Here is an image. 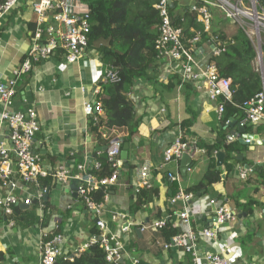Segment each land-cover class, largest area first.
<instances>
[{
	"label": "crops",
	"instance_id": "0c3cea01",
	"mask_svg": "<svg viewBox=\"0 0 264 264\" xmlns=\"http://www.w3.org/2000/svg\"><path fill=\"white\" fill-rule=\"evenodd\" d=\"M32 1L24 0L22 6L0 25V83L13 78L15 71L28 59L35 27ZM178 8H182L181 5ZM250 33L255 34L251 30ZM251 39L256 48L261 47L257 67L264 68V35H252ZM203 49L208 53L206 44ZM157 63L156 80L136 78L129 93L135 109V133L131 142L123 143L121 153L125 151L124 157L121 153L118 157L119 178L104 206L106 233L121 236L126 249L125 262L190 263L191 254L182 247L166 249L164 245L168 241L161 231L148 226L164 218L178 226V216L184 207L180 203L172 205L171 197L180 187L186 191L203 179L211 158L206 146H212L223 136L239 143L240 139L248 138L251 142L240 143L241 152L237 155L245 160L244 167L249 165L254 172L242 180L235 166L228 172L223 165L222 180L210 185L204 195H195L188 209L192 228L201 230L215 227L214 206L210 204L213 200L235 208L236 220L221 226L218 241L200 238V250L223 251L236 262L256 260L264 264V123L231 137L234 130L231 124L239 126V117H232L230 126L222 127L205 92L181 87L176 76L170 74L166 58H159ZM107 67L102 53L90 47L74 64H69L65 54L58 51L49 59L33 63L32 69L18 79L17 94L9 110L24 111L32 106L36 109L41 132L34 141L33 150L41 156L49 176L59 169H66L70 174L79 173L81 163L94 165L96 154L106 151L104 148L110 144L106 146L104 142L106 132L101 128L97 132L93 130V121L84 113L86 101H98ZM169 82L172 87L166 89L164 86ZM4 111L6 107L0 100V143L9 144L10 128L2 118ZM180 137L190 142L197 140L203 149L191 157L192 171L186 176L181 173V159L164 164L165 150ZM144 166L150 170L153 186L145 193L148 201L136 208L141 193L135 195L133 186ZM170 173L179 174L181 181L173 184L175 181L168 177ZM76 188V180L68 184L53 180L45 189L48 193L47 199L44 197L45 205L41 208L37 202V215L48 216L41 225L9 227L4 216L0 220V252L3 253L0 264H41L40 240L46 232L65 236L63 251L66 256L83 251L84 245L96 238L95 230L98 229L94 211L86 208ZM36 192V187L21 182L14 190L21 198ZM250 202L252 205L246 207ZM21 208L31 209L30 206ZM122 215L126 217L120 218ZM128 223L129 229L122 232V227Z\"/></svg>",
	"mask_w": 264,
	"mask_h": 264
},
{
	"label": "built area",
	"instance_id": "2783aa9c",
	"mask_svg": "<svg viewBox=\"0 0 264 264\" xmlns=\"http://www.w3.org/2000/svg\"><path fill=\"white\" fill-rule=\"evenodd\" d=\"M173 3L175 0H171ZM201 5L195 0L191 3L192 12L199 14L198 22L203 30L192 31L195 33L191 39H186L182 28L175 26L173 16L170 12V0H157L156 9L161 19L159 25L160 36L156 42V49L159 55L169 61V71L179 80L182 87L191 83L196 91L205 92L208 99L215 107V114L219 122L224 117L225 103L232 98L231 79L221 76L218 67L208 59L213 56H220L225 51L226 43L218 37H211L208 43V53L199 58L197 52L203 34H212L214 25V14L212 7L220 8L231 21L243 28L248 36L261 37L264 35V0H200ZM24 0H5L0 3V25L3 20L20 8ZM32 9L35 15L34 30L31 33L32 45L28 53V59L23 66L15 71V75L7 83H0V100L3 101L6 111L3 113V120L10 128L9 144L0 143V212L5 216L9 227H15L16 223L11 218L14 215V208L21 204L31 206L35 201L42 208L44 206L45 188L41 186V179L50 174L42 164V158L33 150V144L37 135L41 132V123L38 119L36 109L32 106L24 111L9 110L17 94V81L23 73L29 72L33 63L49 59L53 54L61 51L69 64H74L82 58L89 47L90 34V7L81 0H33ZM251 26V27H250ZM250 30L255 34H251ZM261 40V38H259ZM257 53L260 56L261 47L258 46ZM202 54V55H203ZM261 57V56H260ZM205 60V61H204ZM262 69L263 89L254 98L243 104L245 116L239 120L241 128L258 126L264 123V68ZM105 82L115 83L120 80L118 69L108 66L104 72ZM104 112V107L99 101L84 103V113L93 122H98ZM250 143L251 139H245ZM123 140L116 138L112 140L104 154L112 165L113 172L110 176L97 178L90 174L89 166L84 162L78 166L79 173L70 174L66 169H59L52 176L56 183L68 184L71 180L77 181V193L80 200L88 210H93L96 217V226L100 236L84 245L83 250L89 245L101 240V247L106 252V259L110 263L117 264L122 261L126 252L124 242L117 233H106L108 231L107 221L104 218V206L110 193H106L104 200L97 202L94 192L100 186L112 188L119 178L118 157L123 147ZM197 140L188 141L182 137L174 141L164 152V164L172 161H179L185 153L192 158L202 152ZM218 152H214L217 155ZM94 166L100 168V163L95 160ZM239 178L247 179L254 168L236 166ZM192 171V165L187 172ZM172 181H181L179 174H168ZM21 182L25 186L37 188L35 195L21 198L14 194ZM150 170L144 166L141 168L138 182L133 186L134 194L139 195L143 189L152 188ZM4 190V192H1ZM195 197L192 192H187L181 187L170 203L182 204L184 209L179 213L180 233L168 241L166 249L182 247L191 254V262L188 264H263L256 260L233 261L225 252L200 250L198 241L205 238L210 241H218L220 228L227 223L236 220L235 208L225 202L213 200L210 204L216 206L215 227H204L201 230H194L191 225L189 204ZM38 209V208H37ZM122 215L120 218H125ZM8 218V219H7ZM170 219L164 218L155 221L151 228L160 230L164 228ZM129 229V223L122 227V232ZM145 229V226H144ZM65 236L62 233H43L40 240L41 264H55L56 260L64 256ZM66 256V255H65ZM72 259L73 256H68ZM138 260L132 262L137 264Z\"/></svg>",
	"mask_w": 264,
	"mask_h": 264
},
{
	"label": "trees",
	"instance_id": "16d2710c",
	"mask_svg": "<svg viewBox=\"0 0 264 264\" xmlns=\"http://www.w3.org/2000/svg\"><path fill=\"white\" fill-rule=\"evenodd\" d=\"M5 0H0V3ZM89 5L91 15V30L89 34V47L102 53L104 63L118 69L120 80L115 83L105 82L98 101L102 103L104 112L98 122H91V128L98 131L99 128L106 132L104 140L106 146L112 140L119 138L123 142H131L135 129V109L134 103L129 96L132 85L136 78L156 80L158 76V59L161 58L156 49V42L160 36L159 25L161 22L159 12L156 9L157 0H81ZM175 0L174 6L170 5V12L173 16L175 26L182 28L186 39L195 36L192 31L203 30V26L198 22L199 14L190 9L191 1ZM201 5L200 0H195ZM181 5L182 8H178ZM213 6L212 12L214 11ZM218 8V7H217ZM212 34H203L200 46L208 43L212 35L216 36L223 43H226L225 51L220 56L210 57L208 60L214 62L219 69L221 76L231 79L232 98L225 103V113L221 120L222 127L231 124L232 117H239L241 120L245 116L243 104L254 98L263 89V77L260 68L257 67V49L243 28L229 36L221 28L212 26ZM177 78V77H176ZM179 83V80H178ZM184 89L193 90L191 83L184 84ZM166 89L172 87L169 82L164 86ZM195 90V89H194ZM253 126L247 127L249 131ZM223 130V129H222ZM186 140V139H184ZM109 146V145H108ZM210 161L203 179L186 189L194 195H204L210 185L222 180L224 168H217V160L214 152L224 151L226 158L224 167L231 172L234 166H244L245 160L239 159L237 153L241 152L242 145L239 142L222 137L212 146H206ZM96 160L100 163V168L94 165L89 166V173L97 178L110 176L113 172L111 163L103 153L96 154ZM256 168H259L258 166ZM261 172V171H260ZM41 186L48 188L53 183L52 176L41 179ZM176 182H173L175 184ZM112 188L100 186L94 192L97 202L103 201L106 193H110ZM173 190V188H172ZM148 189L142 190L138 197L136 208H141L148 200L145 194ZM45 205V204H44ZM239 206V204H237ZM252 205L251 202L246 204ZM31 209L23 210L21 206L14 208V215L11 217L16 225L27 227L42 224L45 218L37 215V201L33 203ZM46 208V206H45ZM4 215L0 212V220ZM8 219V218H7ZM161 234L170 241L175 235L180 233L178 226L171 220L162 229ZM95 234L100 236V232L95 230ZM3 253L0 252V261ZM55 264H114L106 259V252L101 247V240L81 252L73 255L59 257ZM117 264H132L130 262L118 261ZM137 264H151L144 260H139Z\"/></svg>",
	"mask_w": 264,
	"mask_h": 264
},
{
	"label": "water",
	"instance_id": "95a60500",
	"mask_svg": "<svg viewBox=\"0 0 264 264\" xmlns=\"http://www.w3.org/2000/svg\"><path fill=\"white\" fill-rule=\"evenodd\" d=\"M170 5L171 7L174 6V3L170 0ZM204 52V49L201 47L199 48L198 52H197V55L199 56V58H202V54ZM231 126L234 128V130L231 132L230 136L231 137H235L237 134V132H239V134H242L245 132V128H241L240 126L238 125H234V124H231ZM240 143L242 144H245L246 142L242 139L239 140ZM127 144L124 145V149L126 147ZM105 150L107 149L104 148ZM124 154H125V151H123L121 153V156L124 157ZM225 158H226V153L224 151H219L217 153V156H216V159H217V168H221L223 165H224V161H225ZM239 159H242V156L239 155ZM120 164H122V162H120ZM192 164V158L191 156L188 154V153H185L182 158H181V173L183 176H186L187 174V168ZM249 165H246V168H248ZM77 189V188H76ZM48 197V193L45 195V199H47ZM22 207H28L27 205H21ZM214 210L216 209V206L213 207Z\"/></svg>",
	"mask_w": 264,
	"mask_h": 264
},
{
	"label": "rangeland",
	"instance_id": "374dc122",
	"mask_svg": "<svg viewBox=\"0 0 264 264\" xmlns=\"http://www.w3.org/2000/svg\"><path fill=\"white\" fill-rule=\"evenodd\" d=\"M214 8L215 9L213 11V14H214V26H215V28L216 29L217 28L223 29L224 31H226V33L229 36H232L233 34H235L240 27H238L237 24L233 23L231 21V19H229L226 16V14L220 8H217V7H214ZM255 44L257 45L256 41H255ZM257 62H258V60H257Z\"/></svg>",
	"mask_w": 264,
	"mask_h": 264
}]
</instances>
